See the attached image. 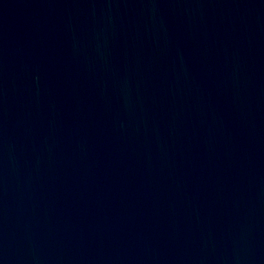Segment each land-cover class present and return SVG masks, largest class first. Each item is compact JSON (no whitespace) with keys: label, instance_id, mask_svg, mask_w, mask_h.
<instances>
[{"label":"water","instance_id":"95a60500","mask_svg":"<svg viewBox=\"0 0 264 264\" xmlns=\"http://www.w3.org/2000/svg\"><path fill=\"white\" fill-rule=\"evenodd\" d=\"M0 264H38L28 113L8 0H0Z\"/></svg>","mask_w":264,"mask_h":264}]
</instances>
